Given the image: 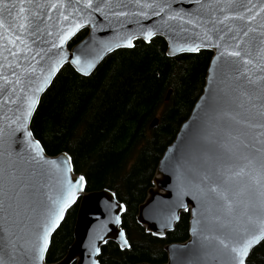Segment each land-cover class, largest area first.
Instances as JSON below:
<instances>
[{
  "label": "water",
  "instance_id": "95a60500",
  "mask_svg": "<svg viewBox=\"0 0 264 264\" xmlns=\"http://www.w3.org/2000/svg\"><path fill=\"white\" fill-rule=\"evenodd\" d=\"M36 2L50 5L55 3L56 0H36ZM161 2H164V0H161ZM166 2L171 4L172 11L185 16V22L168 21V26L165 27L162 22L170 14L169 9H165L159 16L152 15L153 10L150 9L148 10V18H144L137 14L142 9L130 4L129 0H124V3L128 4L127 8H113L111 10L129 13L125 16L107 15L108 10L95 12L91 9H85L82 15L89 18L90 14L87 24L82 23L80 17L75 16V13L69 15L72 12V6H75V0H63L65 4L64 13L69 15V19L66 21L60 20V10L57 8L51 10L49 8L41 9L43 16L50 17V19H45L41 26L42 28L45 25L47 26L42 36V39L47 43L39 46L50 49L48 55L51 56L52 61L59 58L61 51L67 59L58 66L57 71L50 77V82L44 87V90L36 94L38 103L28 121L27 130L32 132L34 139L39 140L32 130V119L43 94L51 86L65 64H70L79 74L89 76L114 51L120 48H132L136 40H145L143 33L149 30L153 31L154 35L145 41H150L155 36H162L167 42L168 56L196 53L200 50L213 51L203 92L196 100L188 118L181 124L174 140L164 151L152 179V187L149 189L145 201L140 204L136 217L137 222L144 226L146 232L163 238L168 232L175 229L181 213L189 211V238L183 242H172L165 245L164 249L168 259L163 264H208L204 257L205 249L202 247L205 243L203 237L194 234L193 227L195 226L194 221L200 220V228L203 234L208 235L213 227L211 223L212 211L207 201L199 196L196 185L199 184L204 173L210 170L214 171L217 166L223 165L236 172L244 167L245 162L239 154L227 155L223 147L217 146L220 143H231L228 141L227 130L215 126V122L210 123L208 120L210 108L213 107V99L222 98L228 91L229 83L226 79V58L219 55L223 49L222 47L218 48L216 45V40L219 38L218 33L213 32V40L211 42L206 41L202 34L199 38L197 37V33H202L203 29L198 27L197 23L188 24L186 21L191 17H195L200 25L212 28L214 19H222L225 14L231 17L237 12H243V7H234L222 14L219 8L216 7V0H199V2L197 0H166ZM235 2L237 5L246 6L252 10L255 21H247V23L258 28L264 24V0H235ZM13 3H18V0H5L6 7L0 8V19L3 20L5 26L12 23L9 12L12 13V16H15L18 11V8L11 7ZM93 3L99 4L100 0H93ZM202 5L210 6L211 11L207 7H201ZM155 10L159 11V9ZM244 15L247 16L248 13H244ZM74 21L81 22L82 26L76 29L62 46L58 48L51 47L53 44L59 45V35L67 30L69 26H72ZM205 21H208V23L205 24ZM243 23V21L230 19L225 24L217 27L226 31L229 27L235 29ZM181 28L186 29V31H181ZM57 29H60V31L58 32ZM84 29L88 30L86 36L70 46L71 40ZM49 32L51 33L50 36L48 35ZM235 34V31H233L229 35ZM240 34H243L242 31ZM129 36L133 37L131 47L127 46ZM225 40H227V36ZM225 40H221L222 45ZM0 43H3V41H0ZM228 43H231V41H228ZM193 45L199 46V50L195 52L188 51V47ZM74 57H80V64H72ZM89 60L93 62L91 68L86 67V62ZM3 62L0 59V63ZM20 63L23 64L24 61L21 60ZM50 63L51 61H48L47 57H45V61H40V58L37 57V63L34 65L36 67V73L33 77L34 85H38L40 80L43 79V74L47 73ZM80 69H83V71ZM6 74L10 76V73ZM37 77L39 79H36ZM170 94L171 90L168 93L167 100ZM24 95L25 93H21L20 99L16 103H5L4 100H0V127H3L5 131L8 129L7 121L15 119V116L22 110ZM8 99L11 100L12 98L8 97ZM216 106L222 107L223 105ZM158 122L159 118L156 117L151 126L155 127ZM210 141H216L217 145L211 144ZM22 143L23 136L21 133H16L10 142L0 140V184H4V178L6 177L16 178L12 180L14 187L9 190V198L0 195V201L3 202V208L0 209V259H4L5 264H8V257L3 244L5 232L9 234V238L21 237L24 240H31V225L37 222L43 207L49 204L48 198L52 197L54 199L59 190L58 180L60 177L55 168L44 166L43 173L37 174L16 156V153L20 152ZM40 145L44 149L41 142ZM21 155H25L26 158V154L21 153ZM65 155L71 157L67 152L49 155L44 149L46 159L56 161L57 166L63 165ZM66 175L73 182L79 176H84L75 172L72 159L71 171L67 172ZM247 180L248 177L244 175L236 178L234 190H241ZM4 186L7 187V185ZM77 202L78 210L73 230V241L62 258L55 262H48L47 252L51 244V238L64 220L68 209ZM121 204L125 208L123 212L118 207ZM33 207H36V212L32 211ZM125 211V204L118 200L114 191L108 188L88 191L85 178L83 190H77L75 200L64 209L63 218L49 236L44 259L39 261L38 264H91L92 259H99V257L92 256L89 241L103 224L106 226L107 231L102 232L101 235L104 236L107 242L114 241L119 245V230L122 229L125 232L122 227V215ZM173 213L178 219H171ZM117 215L121 218L119 225L112 220ZM125 238L127 239L126 232ZM96 243L101 249L105 245L100 241Z\"/></svg>",
  "mask_w": 264,
  "mask_h": 264
},
{
  "label": "snow or ice",
  "instance_id": "6c2138e0",
  "mask_svg": "<svg viewBox=\"0 0 264 264\" xmlns=\"http://www.w3.org/2000/svg\"><path fill=\"white\" fill-rule=\"evenodd\" d=\"M129 3L142 9L137 14L144 18H148L150 9L153 10L152 15L155 16L169 9L170 14L162 22L165 27L168 26V21L185 22V16L172 11L171 4L166 0L164 2L161 0H129ZM2 7H6L5 0H0V8ZM11 7L18 8L15 16L9 12L12 23L5 26L3 20L0 19V41H3L0 43V59L4 61L0 63V94H6L0 95V100H4L5 103H16L21 93L25 95L22 110L15 116V119L7 121V131L0 127V140L10 142L16 133H21L23 143L20 152L16 153L20 161L31 167L37 174L43 173L44 166H51L55 168L60 179L56 197L48 198L49 204L43 207L39 219L31 225L32 239L9 238V234L5 232L3 244L8 264H38L44 259L49 236L63 218L64 209L75 200L77 190H83L85 186V177L82 175L75 182L68 179L66 173L71 171L72 158L70 156L65 155L63 165L57 166L56 161L46 159L40 141L34 139L32 132L27 130L28 121L38 103L36 94L44 90L58 66L67 59L61 51L59 58L52 61L51 56L48 55L50 49L39 46L47 43L42 39L47 26L43 28L41 26L45 19H50V17H44L40 10L43 8L59 9L61 21L68 20L69 15L75 13V16L80 17V21L84 24H87L90 19V14L89 18L82 15L85 9L95 12L108 10L107 15L112 16H125L129 13L111 11L113 8H127L128 4L124 3V0H100L99 4H94L93 0H75V6H72V12L69 15L64 13L63 0H56L50 5L36 2V0H18V3H13ZM201 7H207L211 11L210 6L202 5ZM216 7L222 14L234 7H243V12H237L231 17L225 14L222 19H214L212 28L200 25L195 17L187 19L186 22L188 24L197 23V26L203 29L202 33H197V37L199 38L202 34L206 41L211 42L212 33H218L219 38L216 40V45L223 49L219 55L226 58V79L229 83L228 91L224 96L213 99V107L210 108L208 120L210 123L215 122V126L225 128L228 141L231 143L218 145L216 141H210V143L223 147L227 155L239 154L245 165L236 172L220 165L214 171L210 170L201 176L196 189L199 196L207 201L212 211L213 227L208 235H204L200 228L201 221L196 220L193 233L203 237L205 243L202 247L205 249L204 257L208 264H246V258L251 250L264 240V24L258 28L247 23V21H255L252 10L246 6L237 5L235 0H216ZM244 13L248 15L245 16ZM230 19L244 23L235 29L229 27L226 31L217 27ZM204 23L207 24L208 21ZM81 26V22L74 21L72 26L59 35V45L53 44L51 47L62 46ZM57 31L59 32L60 29ZM181 31H186V29L181 28ZM233 31L236 34L229 35ZM48 35L50 36L51 33L49 32ZM153 35L151 30L143 33L145 40ZM226 36L227 40H225ZM132 39V36L127 38V46H132ZM221 40H225L223 45ZM187 50L195 52L199 50V46L193 45ZM37 57L40 61H45L47 57L51 63L47 73L43 74V79L38 85H34L33 77L36 73L34 65L37 63ZM21 60L24 61L23 64L20 63ZM72 64H80V57H74ZM92 66L91 60L86 62L87 68ZM80 70L83 71V69ZM41 71L43 72L42 69ZM6 73H10V76ZM8 97L12 99L9 100ZM21 153L26 154V158ZM241 175L248 177L247 183L241 190H234L236 178ZM14 179L16 178H4V184H0V195L9 198V190L14 187L12 184ZM118 207L121 212L125 210L122 204ZM2 208L3 202L0 201V209ZM32 211L36 212V207H33ZM171 219H178V217L173 213ZM112 220L117 225L121 223L119 215ZM105 231H107L106 226L102 224L100 230L89 241L90 252L94 257L102 254V249L96 242L107 244V240L101 235ZM119 238L118 247L121 250H130L131 244L125 238V232L122 229L119 230ZM0 264H5V260L0 259ZM91 264H100V260L92 259Z\"/></svg>",
  "mask_w": 264,
  "mask_h": 264
},
{
  "label": "trees",
  "instance_id": "16d2710c",
  "mask_svg": "<svg viewBox=\"0 0 264 264\" xmlns=\"http://www.w3.org/2000/svg\"><path fill=\"white\" fill-rule=\"evenodd\" d=\"M87 32L80 31L69 45ZM212 56L211 50L168 56L162 36L139 39L132 48L108 55L89 76L65 64L43 94L31 127L45 151L69 153L88 191L108 188L126 206L122 227L131 249L108 241L100 264H163L168 259L165 245L189 238V211L181 213L175 229L163 238L146 232L136 217L164 151L203 92ZM156 117L159 122L152 127ZM77 210L78 202L53 234L48 262L66 254ZM246 264H264V240Z\"/></svg>",
  "mask_w": 264,
  "mask_h": 264
}]
</instances>
